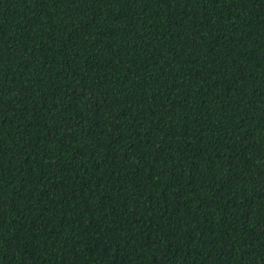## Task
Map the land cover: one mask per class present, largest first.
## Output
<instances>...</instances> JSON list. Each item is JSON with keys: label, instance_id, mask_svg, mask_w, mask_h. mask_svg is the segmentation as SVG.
<instances>
[{"label": "trees", "instance_id": "1", "mask_svg": "<svg viewBox=\"0 0 264 264\" xmlns=\"http://www.w3.org/2000/svg\"><path fill=\"white\" fill-rule=\"evenodd\" d=\"M0 264H264V0H0Z\"/></svg>", "mask_w": 264, "mask_h": 264}]
</instances>
